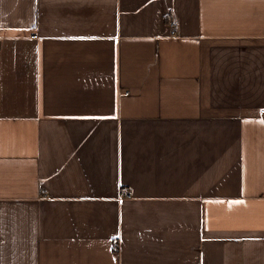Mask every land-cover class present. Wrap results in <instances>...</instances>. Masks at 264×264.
<instances>
[{"label": "crops", "instance_id": "0c3cea01", "mask_svg": "<svg viewBox=\"0 0 264 264\" xmlns=\"http://www.w3.org/2000/svg\"><path fill=\"white\" fill-rule=\"evenodd\" d=\"M262 110L264 0H0V264H264Z\"/></svg>", "mask_w": 264, "mask_h": 264}, {"label": "built area", "instance_id": "2783aa9c", "mask_svg": "<svg viewBox=\"0 0 264 264\" xmlns=\"http://www.w3.org/2000/svg\"><path fill=\"white\" fill-rule=\"evenodd\" d=\"M167 25H168L167 27H168L169 35L170 36H175L176 35V31H177V25L174 22H172V21H169L167 23ZM261 112L263 113L264 111L262 110ZM120 193H121V196H123L124 198H129L130 197L129 191L125 187L121 188Z\"/></svg>", "mask_w": 264, "mask_h": 264}, {"label": "snow or ice", "instance_id": "6c2138e0", "mask_svg": "<svg viewBox=\"0 0 264 264\" xmlns=\"http://www.w3.org/2000/svg\"><path fill=\"white\" fill-rule=\"evenodd\" d=\"M261 123H264V121H261ZM236 203H239V201H237Z\"/></svg>", "mask_w": 264, "mask_h": 264}]
</instances>
